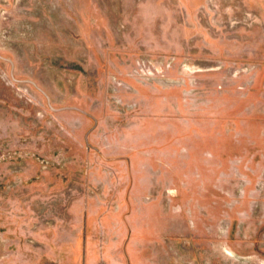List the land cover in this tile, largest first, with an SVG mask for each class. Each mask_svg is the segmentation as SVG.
<instances>
[{
    "label": "rangeland",
    "instance_id": "rangeland-1",
    "mask_svg": "<svg viewBox=\"0 0 264 264\" xmlns=\"http://www.w3.org/2000/svg\"><path fill=\"white\" fill-rule=\"evenodd\" d=\"M0 264H264V0H0Z\"/></svg>",
    "mask_w": 264,
    "mask_h": 264
}]
</instances>
